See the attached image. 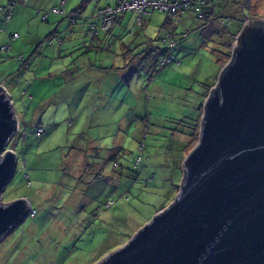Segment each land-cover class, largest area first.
<instances>
[{
  "label": "rangeland",
  "instance_id": "374dc122",
  "mask_svg": "<svg viewBox=\"0 0 264 264\" xmlns=\"http://www.w3.org/2000/svg\"><path fill=\"white\" fill-rule=\"evenodd\" d=\"M60 1L0 0V81L19 123L7 146L15 171L0 196L34 210L1 238L0 264H95L149 223L179 191L183 160L199 137L186 130L229 61L211 51L223 40L218 27L186 13L174 62L128 60L124 70H108L124 66L128 48L135 57L143 40H155L165 14L152 11L145 29L135 17L117 23L92 40L84 18L96 21V2L70 25L65 15L82 0H65V15L52 13ZM224 1L230 28L238 19L264 21V0Z\"/></svg>",
  "mask_w": 264,
  "mask_h": 264
},
{
  "label": "water",
  "instance_id": "95a60500",
  "mask_svg": "<svg viewBox=\"0 0 264 264\" xmlns=\"http://www.w3.org/2000/svg\"><path fill=\"white\" fill-rule=\"evenodd\" d=\"M231 57L204 100L176 197L95 264H264V21L246 20ZM13 105L0 85V195L16 167ZM30 209L0 196V240Z\"/></svg>",
  "mask_w": 264,
  "mask_h": 264
},
{
  "label": "trees",
  "instance_id": "16d2710c",
  "mask_svg": "<svg viewBox=\"0 0 264 264\" xmlns=\"http://www.w3.org/2000/svg\"><path fill=\"white\" fill-rule=\"evenodd\" d=\"M65 1V0H64ZM90 1H95L96 2V8L94 10V15L95 17L93 19H95V22H91L89 19L84 18V22H86L88 24V28H87V35L90 39L94 40H98L100 37V32L101 31H109L113 25H115L116 23H118L120 21V18L122 17L123 14L126 13H133V12H121L118 13L114 16L111 25L106 28V29H102L101 28V22H100V18L97 16V11L99 9H104L106 7H114L118 4H120L121 2L125 1V0H106L103 4H99L100 0H82L79 5L68 15H65L64 12V4L62 5L61 3H59L60 7H53V9L51 10L52 13H57V14H61V15H65V17L68 19V22L70 24H75L78 20L79 17H81V13L84 10L86 4ZM235 0H232L231 3H233ZM61 2V1H60ZM221 2V3H220ZM229 2H226L224 0H206L205 2H203L200 6H199V13L198 15L196 14L195 11L193 10H188L186 12H184V14H180L177 15V22H175V19L173 18L172 20H169V18L167 17V13L166 12H162V11H158V10H150L148 11L149 13L147 15H142V16H149L152 11H157L159 13H163L165 14V22L161 25V29H160V33L157 36V38L155 40L148 38L147 40H143L141 44H144V46L142 47V50H139V52L135 55V57H133V52L132 49H127V53H124V61L125 64L124 66H122L120 69L119 68H111L108 70H124L127 67V61L130 60L131 64L134 61H148L149 59L152 58V63L149 64L151 67L153 68H157L159 66L163 67L171 62H174V51L176 49V44H178L180 37L183 38L186 36V33H182L180 35H178L176 33V25L178 23L181 22V18L186 14V13H191L192 15H194L195 18L203 20L204 26L205 28H212V26H216L218 27L217 32L218 36H220L223 40H220L218 43V48L219 46L222 47L223 49H218V48H212V53L218 52L220 55H226L229 57H231V53H232V47H233V43L236 39L237 34L240 31V28L242 27V24L245 22L244 19H238L237 20V26H234V28H230L229 27V21L230 18H233L232 16H228L226 14V11L228 10V8L231 6ZM4 10V18L5 21H8L10 19V15H11V9L8 7L7 9H1ZM56 10L58 12H56ZM6 15H8V18H6ZM93 15V16H94ZM43 19L46 20L49 16V14H44L42 15ZM92 16V17H93ZM137 16V15H136ZM140 16L139 19L142 17ZM255 24L257 26H263V22L255 20ZM134 28V26H133ZM167 28H170V35L172 36V38L175 40V46L174 49L171 51L169 50L167 47L162 46L161 44V40L162 37L164 35V32L166 31ZM205 28L203 27L202 29L205 30ZM140 29V28H139ZM142 29V28H141ZM15 34V33H14ZM13 34V35H14ZM18 34V33H16ZM13 35H11L10 40H15L17 38H19V34L16 38H13ZM217 38V37H216ZM154 41H158V44H154ZM8 46L7 49H3V47L1 48L2 50L7 51L9 48V45H5ZM230 49V50H229ZM230 51V53L228 52ZM169 58V61L164 64L161 65L160 62L162 59H166ZM220 58V57H219ZM232 58V57H231ZM218 60V59H217ZM220 60V59H219ZM218 60V61H219ZM130 65V64H129ZM226 68V66L222 67L220 73ZM219 73V74H220ZM134 74V71L131 70L129 71V73L126 75V78L124 77L122 80L124 81H128L132 78ZM212 85H208L207 89L203 92V98L206 99V97L209 94V91L211 90ZM200 111H199V117L197 118V120H195V122L191 125V127H189L186 132H187V136L190 138V140L194 141L195 139H197L198 137V130H199V123H200V117L202 115V111H203V104H201L199 106ZM186 145V144H185ZM141 157H138L137 162L140 160ZM109 203V202H108ZM106 203V204H108Z\"/></svg>",
  "mask_w": 264,
  "mask_h": 264
},
{
  "label": "built area",
  "instance_id": "2783aa9c",
  "mask_svg": "<svg viewBox=\"0 0 264 264\" xmlns=\"http://www.w3.org/2000/svg\"><path fill=\"white\" fill-rule=\"evenodd\" d=\"M206 0H125L114 7H106L97 11V16L100 18L101 28L106 29L111 25L114 16L121 12H133L137 15V19L142 15H147L150 10H158L167 13L169 20L175 19L177 15L184 14L188 10H193L198 15L199 6ZM62 5L64 0L60 2ZM56 12H58L56 10ZM176 16V17H175ZM8 18V15H6ZM177 22V18L175 19ZM170 28H167L161 40L162 46L167 47L169 50H173L175 46V40L170 35ZM18 34H14L13 38H16ZM8 46H4L3 49H7ZM169 61V58L162 59L160 64L164 65ZM2 85V84H1ZM3 86V85H2ZM7 91L6 87L3 86ZM8 93V91H7ZM9 94V93H8ZM11 100V97H10ZM12 101V100H11ZM41 130H37L36 134L39 135ZM30 215H34V210L30 209Z\"/></svg>",
  "mask_w": 264,
  "mask_h": 264
},
{
  "label": "crops",
  "instance_id": "0c3cea01",
  "mask_svg": "<svg viewBox=\"0 0 264 264\" xmlns=\"http://www.w3.org/2000/svg\"><path fill=\"white\" fill-rule=\"evenodd\" d=\"M135 17V22L133 23V25L135 26H139V28L141 29H145L146 25L151 21L152 19V13L149 16H142L139 20L137 19L138 17L136 16L135 13H126L123 14L122 17L120 18V21L118 22V24H128L132 21V19ZM70 24V23H69ZM117 24V23H116ZM113 25L112 28H116L117 26ZM73 25V24H70ZM132 25V26H133ZM161 29V27H160ZM186 32V31H185ZM3 45V44H1ZM4 71H1L0 73H3ZM5 86V84L3 83V80L0 81V85Z\"/></svg>",
  "mask_w": 264,
  "mask_h": 264
}]
</instances>
